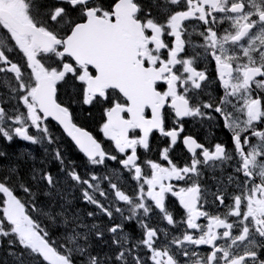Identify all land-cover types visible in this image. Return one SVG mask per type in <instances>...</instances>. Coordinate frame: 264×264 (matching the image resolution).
Masks as SVG:
<instances>
[{
  "label": "snow or ice",
  "instance_id": "snow-or-ice-1",
  "mask_svg": "<svg viewBox=\"0 0 264 264\" xmlns=\"http://www.w3.org/2000/svg\"><path fill=\"white\" fill-rule=\"evenodd\" d=\"M0 264H264V0H0Z\"/></svg>",
  "mask_w": 264,
  "mask_h": 264
}]
</instances>
